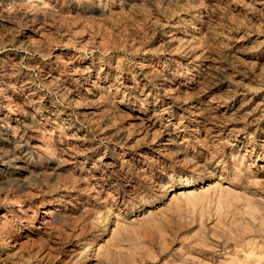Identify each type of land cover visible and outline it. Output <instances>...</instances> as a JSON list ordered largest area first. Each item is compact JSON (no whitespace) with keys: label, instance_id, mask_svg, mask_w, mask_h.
Returning a JSON list of instances; mask_svg holds the SVG:
<instances>
[{"label":"rangeland","instance_id":"1","mask_svg":"<svg viewBox=\"0 0 264 264\" xmlns=\"http://www.w3.org/2000/svg\"><path fill=\"white\" fill-rule=\"evenodd\" d=\"M0 264H264V0H0Z\"/></svg>","mask_w":264,"mask_h":264},{"label":"bare ground","instance_id":"2","mask_svg":"<svg viewBox=\"0 0 264 264\" xmlns=\"http://www.w3.org/2000/svg\"><path fill=\"white\" fill-rule=\"evenodd\" d=\"M5 1V0H4ZM86 63V62H85ZM84 64V63H83ZM81 65V64H80ZM89 65V64H88ZM79 66V65H78ZM85 66V65H84ZM80 68H81V66H80ZM17 159H18V157H17Z\"/></svg>","mask_w":264,"mask_h":264}]
</instances>
